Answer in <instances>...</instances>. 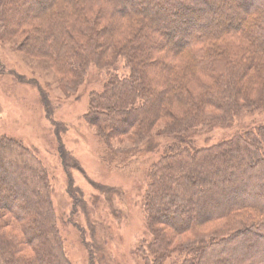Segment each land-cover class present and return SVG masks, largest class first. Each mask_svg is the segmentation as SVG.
Returning <instances> with one entry per match:
<instances>
[{
	"label": "trees",
	"instance_id": "1",
	"mask_svg": "<svg viewBox=\"0 0 264 264\" xmlns=\"http://www.w3.org/2000/svg\"><path fill=\"white\" fill-rule=\"evenodd\" d=\"M5 1L0 28L14 36L33 23V47L70 88L82 84L91 63L113 67L124 57L128 75L112 74L102 92L92 93L85 116L104 140L123 137L134 146L117 154L108 145L104 162L114 166L126 154L121 161L130 163L151 140L175 139L147 175L143 209L151 239L139 249L146 264H264V125L211 147L192 140L198 131L264 112V0ZM7 12H15L7 19L12 28L1 24ZM40 16L46 23H36ZM104 20L111 22L106 28ZM125 22L130 37L110 39ZM233 40L244 47L233 51ZM111 53L117 57L109 63ZM175 55L185 65H175ZM166 120V130L153 135ZM72 198L86 209L83 197ZM94 248H88L91 264ZM0 264H73L47 170L36 151L8 137L0 138Z\"/></svg>",
	"mask_w": 264,
	"mask_h": 264
},
{
	"label": "rangeland",
	"instance_id": "2",
	"mask_svg": "<svg viewBox=\"0 0 264 264\" xmlns=\"http://www.w3.org/2000/svg\"><path fill=\"white\" fill-rule=\"evenodd\" d=\"M14 13L7 12L1 24L7 26L10 23L8 27L12 28L14 22L7 19ZM152 14H156L155 10ZM15 18L14 21L20 16ZM40 18L37 24L46 23L47 18ZM110 23L104 20L101 27L106 28ZM130 23L125 22L119 29L114 27L108 37L123 43L130 37L127 33V29L131 28ZM32 25H25L26 30L14 36H9L5 29L0 28V138L15 139L37 152L49 175L63 248L73 264H91L88 248L92 245L95 247V264H146L139 251L143 240L151 239L143 209L147 175L151 166L163 156L164 148L173 144L175 139L151 140L141 153L130 157V163L121 161L127 157L126 154L114 160L120 166L104 162L108 145L115 153L129 152L134 146L123 137L104 140L100 137V130L89 124L85 116L90 111L92 93L102 92L112 74L120 77L128 75L124 57L121 56L113 67L91 63L82 84L70 88L65 85L63 76L53 68L45 53H37L33 47L35 42L28 34L29 29H33ZM120 30L122 34H119ZM171 37L179 40L180 33ZM232 45V50L236 52L239 50L237 48L244 47L241 42L234 40ZM145 52L140 53V56L146 57L149 52ZM115 54H108L109 63L115 61ZM161 56L169 57L170 54ZM171 61L175 65H185L176 55L171 57ZM149 73L155 76L153 70ZM198 81L200 79L196 78L197 85ZM41 92H45V95ZM177 107L175 111L179 112ZM168 125V120L158 122L153 135L166 130ZM258 125H264V112L237 118L229 128L198 131L192 140L196 147H211ZM61 148H64V159L70 165L68 170L63 164ZM70 183L73 184L72 189ZM71 193L80 199L83 197L86 209L74 205ZM190 236L178 237L177 243L184 242ZM251 237L254 239L255 236ZM165 264H173V260Z\"/></svg>",
	"mask_w": 264,
	"mask_h": 264
}]
</instances>
